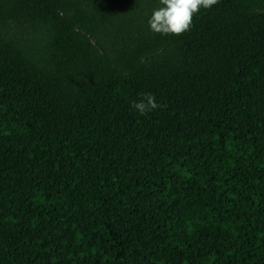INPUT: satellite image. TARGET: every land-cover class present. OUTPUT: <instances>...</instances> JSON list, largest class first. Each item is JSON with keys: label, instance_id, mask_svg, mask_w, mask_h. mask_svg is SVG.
<instances>
[{"label": "trees", "instance_id": "obj_1", "mask_svg": "<svg viewBox=\"0 0 264 264\" xmlns=\"http://www.w3.org/2000/svg\"><path fill=\"white\" fill-rule=\"evenodd\" d=\"M157 6L0 0V264H264V0Z\"/></svg>", "mask_w": 264, "mask_h": 264}, {"label": "clouds", "instance_id": "obj_2", "mask_svg": "<svg viewBox=\"0 0 264 264\" xmlns=\"http://www.w3.org/2000/svg\"><path fill=\"white\" fill-rule=\"evenodd\" d=\"M219 0H159V6L153 9L148 25L150 31L161 35H182L190 31L194 17L201 9H210ZM132 107L145 115L159 107L156 97L151 93L142 94L139 102Z\"/></svg>", "mask_w": 264, "mask_h": 264}]
</instances>
